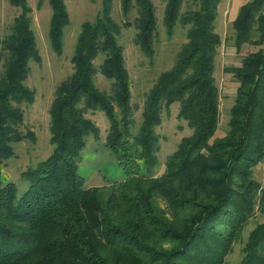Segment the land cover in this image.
Returning a JSON list of instances; mask_svg holds the SVG:
<instances>
[{
    "label": "trees",
    "instance_id": "16d2710c",
    "mask_svg": "<svg viewBox=\"0 0 264 264\" xmlns=\"http://www.w3.org/2000/svg\"><path fill=\"white\" fill-rule=\"evenodd\" d=\"M184 1L166 0V35L172 36L179 22L188 26L187 41L149 89L137 128L113 0H100L95 18L81 24L70 56L72 73L56 86L49 108L51 152L21 171L27 182L22 192L0 181V264L226 262L256 206H264V183L253 176L264 161V0L246 2L232 22L236 49L247 44L254 50L239 65L224 68L238 85L227 130L218 137L220 92L213 73L222 44L215 31L219 0H186L195 9L181 12ZM48 2V39L60 56L70 18L65 0ZM119 2L123 24H134V42L151 58L157 32L152 0ZM9 3L19 11L0 42V165L14 156L13 143L35 139L33 131L20 130L21 105L35 99V90L25 84L29 62H41L31 7L26 0ZM134 8L132 23L128 17ZM98 72L111 81L110 94L95 84ZM173 103H179L177 116L192 133L180 140L156 176L155 127L162 107ZM97 109L109 121L105 145L124 176L86 187L77 162L86 137H99L86 116ZM241 251L237 264H264V222L248 233Z\"/></svg>",
    "mask_w": 264,
    "mask_h": 264
},
{
    "label": "rangeland",
    "instance_id": "374dc122",
    "mask_svg": "<svg viewBox=\"0 0 264 264\" xmlns=\"http://www.w3.org/2000/svg\"><path fill=\"white\" fill-rule=\"evenodd\" d=\"M31 7L32 28L35 32L37 47L41 56V62H29L30 71L25 84L35 90V99L31 104H22L24 111V122L20 130L34 132V141L21 140L13 143L14 156L6 159L0 165V181L2 183L12 182L16 185L18 193L27 187V182L21 177V171L28 167L35 166L44 159L52 149L49 142V108L54 97L56 86L72 73L70 56L77 38L81 24L86 20H93L99 11L100 0H65L66 8L70 18L69 25L64 30L63 52L57 56L51 49L48 39V28L50 19V6L48 0H43L38 6V0H26ZM120 0H113V17L120 24L118 43L123 48L125 68L130 78L131 94V117L133 125L137 128L141 122V112L146 95L152 87L157 76L169 69L173 64L175 55L181 45L187 41L186 32L188 26L179 22L174 27L172 36L168 37L162 23L166 0H152L155 6L157 18V32L154 42V54L150 58L143 54L138 45L134 42L136 28L134 24L125 26L124 19L120 12ZM195 9V5L184 1L181 12ZM18 8L12 6L9 0H0V42L9 33L13 18L18 13ZM136 17L135 8L130 12L128 21L133 23ZM216 23L215 31L219 32L224 39L223 49L218 47L215 59L214 77L220 92L219 124L215 136H223L227 130L229 108L233 103L236 86L232 75L224 72L229 65H238L239 56L237 53L229 60L227 47L233 45L231 35L233 30L228 21ZM1 46V43H0ZM254 47L246 45L240 53H248ZM235 59V60H234ZM102 57L95 60L96 66L101 62ZM97 87L110 94L111 81L101 73L95 76ZM179 103H173L162 107L160 111V123L155 127L158 135L157 166L153 174L159 176L165 169L167 157L172 155L180 140L190 136L192 129L187 121L178 118ZM89 117L98 127L99 137L88 135L85 145L78 159V171L85 179L86 187H101L108 185L113 180H120L124 173L117 165L116 159L110 149L105 145L109 129V121L101 110H88ZM263 162L255 166L253 176L256 181L264 183ZM140 171H144L141 164ZM264 222V206H256L255 213L246 222L240 238L234 243L233 248L227 256L224 264H237L242 256V247L248 233L259 223Z\"/></svg>",
    "mask_w": 264,
    "mask_h": 264
},
{
    "label": "crops",
    "instance_id": "0c3cea01",
    "mask_svg": "<svg viewBox=\"0 0 264 264\" xmlns=\"http://www.w3.org/2000/svg\"><path fill=\"white\" fill-rule=\"evenodd\" d=\"M249 0H219V3L217 5V15H216V20L215 22L218 23L220 22L219 24H221V22H225V21H228L230 24H231V27H232V22L235 20V18L237 17V14L239 12V8L244 5L246 2H248ZM217 34L220 36L221 34L219 32H217ZM222 37V36H220ZM223 43H224V39L222 40V44L220 45V47L223 46ZM225 44V43H224ZM247 44H244L241 49L246 46ZM227 53L226 55H228L229 57V60H233L231 58V56L234 54H238L240 55L239 56V59L237 61L238 65L240 63V59L242 56H244L245 54L247 53H240L241 52V49L240 50H237L236 47L234 45L232 46H228L227 47ZM219 49V48H218ZM218 49H217V52H218ZM222 48H220V50H222ZM217 52H216V55H215V59L217 57ZM235 60V59H234ZM214 67H215V62H214ZM224 70V69H223ZM235 83H237L235 81ZM217 84V83H216ZM238 84V83H237ZM237 87V86H236ZM236 90V89H235ZM235 93V91H234Z\"/></svg>",
    "mask_w": 264,
    "mask_h": 264
}]
</instances>
